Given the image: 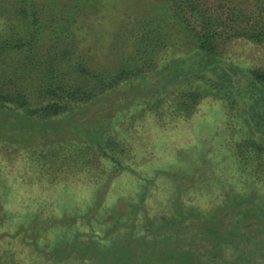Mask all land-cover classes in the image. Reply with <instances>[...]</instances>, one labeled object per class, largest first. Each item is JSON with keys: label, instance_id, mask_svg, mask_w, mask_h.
<instances>
[{"label": "trees", "instance_id": "1", "mask_svg": "<svg viewBox=\"0 0 264 264\" xmlns=\"http://www.w3.org/2000/svg\"><path fill=\"white\" fill-rule=\"evenodd\" d=\"M113 1L0 0V154L22 158L32 188L96 189L71 215L55 198L7 210L1 194L0 244L32 255L0 247V264H264V59L234 51H264V0H151L118 28ZM220 107L224 133L146 143L148 121L212 125ZM155 157L167 164L148 174Z\"/></svg>", "mask_w": 264, "mask_h": 264}, {"label": "rangeland", "instance_id": "2", "mask_svg": "<svg viewBox=\"0 0 264 264\" xmlns=\"http://www.w3.org/2000/svg\"><path fill=\"white\" fill-rule=\"evenodd\" d=\"M154 1V0H153ZM94 6L98 10L101 9V3L100 0H95ZM156 6L153 4L151 0H114L111 4V11L108 13L109 17L107 19V22L110 24L109 21L113 22L112 26H115L118 28L119 26L123 25L125 21H123V18H126V14H139V13H146L153 9V12L155 11ZM107 14V15H108ZM96 18V17H94ZM86 20H83L84 22ZM100 26V25H98ZM237 46V45H235ZM234 51L236 54L242 55L243 58H249L251 61H257L264 59V51L263 49L259 47H255L252 45H239L238 47H234ZM241 60V59H240ZM113 105V104H111ZM217 107V102L208 100L204 102L202 105L199 106V110H201V113L210 112L211 109H215ZM219 108V106H218ZM205 109V110H204ZM220 111L218 110L213 115V124L210 125V121L207 118L198 119L197 117H191L190 119H181V118H168L165 125L162 127L153 124L152 121H148L145 124V128L152 127V134L154 137L147 139L150 140L149 142H146L150 144V146L157 147V149L161 148L159 147L160 144H167V146H170V144H177L178 146H181V144L188 143V141H191L192 139L197 138H206L210 136V133H214L216 135L218 131H221L224 133V123H225V115L224 110L220 107ZM223 110V111H222ZM199 113V111H198ZM199 116V115H197ZM224 124V125H223ZM213 137V143L212 146L217 149L216 151H220L222 149V144L224 143V134ZM130 135V134H129ZM137 136V134H135ZM161 136H166V139H159ZM131 137V135H130ZM132 137H134V134H132ZM158 141V142H156ZM194 143V142H193ZM193 143L191 145H193ZM190 145V146H191ZM141 147H143V144H140ZM133 148L137 150L139 148L138 144L134 145ZM194 148V147H192ZM197 148H199V144H197ZM224 149V148H223ZM222 149V152H223ZM150 164H146L148 169V174L153 172L154 169H157L158 166L165 167L167 162L164 161H158V159L155 157V160L151 158L149 159ZM28 167L25 166V163L22 161V158L19 156L11 157L8 155H2L0 154V179L4 183V187L0 188V195L4 194L6 201L4 203V208L7 210H14V209H20L23 207L21 202L28 203V208H36L37 202L39 199L42 198H55L56 204L53 206L54 212L58 215L62 214L64 210H66L67 214H75V213H81L84 207V205H90L94 199V195L96 193V189H92L91 185L93 187L94 183H84V182H78L77 184H72L70 182V187L62 189L60 184L58 186H51L50 189L45 190L44 184H38L37 187L32 188L29 184V174L27 173ZM85 177L80 178L84 179ZM74 179V177H73ZM65 180V179H62ZM124 181L122 183V186L126 185ZM69 183V182H68ZM66 185V186H67ZM117 190V191H116ZM127 193L120 191L119 189H115L114 193ZM133 191L131 192V194ZM118 194V193H117ZM111 195V194H110ZM113 199L112 201H106V205L103 206L104 208H108L109 206L114 205L113 203L115 201V196H111ZM117 198V196H116ZM116 202V201H115ZM61 203L65 204L62 205ZM21 206V207H20ZM102 213V211L99 212V214ZM83 230L84 226L80 227H72L70 230ZM8 230H11L10 228ZM86 231L88 228L85 229ZM104 229L103 227H96V231L102 232ZM7 232V236L10 237V233ZM91 233H93L90 230ZM62 237V234L59 232H50L48 234V239L50 242H53L57 239ZM22 244V243H21ZM19 244L18 241L13 240L10 241L7 237H5L0 247L4 250H13L15 249V255L20 257H26L30 254L32 255V252H30L29 249L23 248L22 245ZM24 249V250H23Z\"/></svg>", "mask_w": 264, "mask_h": 264}]
</instances>
